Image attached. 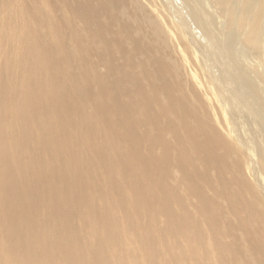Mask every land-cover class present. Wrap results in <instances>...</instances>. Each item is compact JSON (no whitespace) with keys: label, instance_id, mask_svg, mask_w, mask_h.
I'll list each match as a JSON object with an SVG mask.
<instances>
[{"label":"bare ground","instance_id":"1","mask_svg":"<svg viewBox=\"0 0 264 264\" xmlns=\"http://www.w3.org/2000/svg\"><path fill=\"white\" fill-rule=\"evenodd\" d=\"M0 264H264V0H0Z\"/></svg>","mask_w":264,"mask_h":264},{"label":"rangeland","instance_id":"2","mask_svg":"<svg viewBox=\"0 0 264 264\" xmlns=\"http://www.w3.org/2000/svg\"><path fill=\"white\" fill-rule=\"evenodd\" d=\"M127 15H128V16H132V17L135 16L136 18H137V17L139 18V13H138L137 11L131 9V8H128V14H127ZM139 20H140V19H139ZM137 24H139L142 28H144V26H143V24L141 23V21H140V22L138 21ZM147 37H149L150 40L153 39V37L150 36V33H148ZM44 42H46V40H45ZM52 58H53L54 60L57 59V53L53 54ZM76 85H77V84H76Z\"/></svg>","mask_w":264,"mask_h":264}]
</instances>
